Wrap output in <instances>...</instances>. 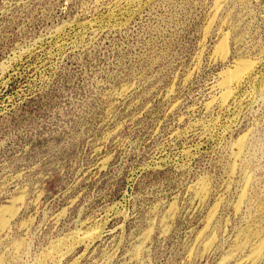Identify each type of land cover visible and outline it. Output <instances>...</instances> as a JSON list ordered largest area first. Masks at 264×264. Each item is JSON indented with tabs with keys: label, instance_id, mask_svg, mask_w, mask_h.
Returning <instances> with one entry per match:
<instances>
[{
	"label": "rangeland",
	"instance_id": "374dc122",
	"mask_svg": "<svg viewBox=\"0 0 264 264\" xmlns=\"http://www.w3.org/2000/svg\"><path fill=\"white\" fill-rule=\"evenodd\" d=\"M3 209L0 264H264V0H0Z\"/></svg>",
	"mask_w": 264,
	"mask_h": 264
},
{
	"label": "bare ground",
	"instance_id": "6f19581e",
	"mask_svg": "<svg viewBox=\"0 0 264 264\" xmlns=\"http://www.w3.org/2000/svg\"><path fill=\"white\" fill-rule=\"evenodd\" d=\"M244 70V69H243ZM237 74V73H236ZM235 74V75H236ZM242 74V73H241ZM237 76H239V74L237 75ZM240 77V76H239ZM234 79H236V78H234ZM235 81H239V80H235ZM3 212V213H2ZM2 212H0L1 213V215H0V222H1V224H6V222H5V218H6V216L9 214H11V212H9V211H7L6 209H5V211H4V209H3V211ZM7 221V220H6ZM264 243V242H263ZM258 248H259V246H258ZM258 254H259V251L257 252ZM256 255V254H255ZM255 257V256H254ZM253 257V258H254Z\"/></svg>",
	"mask_w": 264,
	"mask_h": 264
}]
</instances>
